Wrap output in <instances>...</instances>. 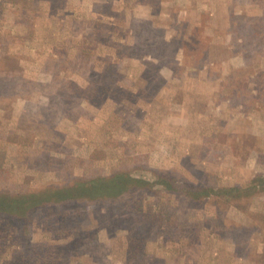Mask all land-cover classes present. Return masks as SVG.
<instances>
[{"label":"rangeland","instance_id":"1","mask_svg":"<svg viewBox=\"0 0 264 264\" xmlns=\"http://www.w3.org/2000/svg\"><path fill=\"white\" fill-rule=\"evenodd\" d=\"M0 201V264H264V0H0Z\"/></svg>","mask_w":264,"mask_h":264},{"label":"trees","instance_id":"2","mask_svg":"<svg viewBox=\"0 0 264 264\" xmlns=\"http://www.w3.org/2000/svg\"><path fill=\"white\" fill-rule=\"evenodd\" d=\"M105 187L102 186V184L100 183V180L98 181H92L91 183H87V184H82L76 187V189L73 192H69V191H64L61 193H58L59 197H77V198H91V199H98V196L103 194V193H99L102 189H104ZM56 190V189H55ZM57 191V190H56ZM62 195V196H61ZM52 196V194H48L45 199H50ZM26 199V197H23L21 200H19V198L16 201L22 202ZM11 203L8 204V202H3L0 201V209L2 211H4L3 208L1 207H5V206H15V202L10 201ZM15 211L20 212L22 211L21 208L16 207L14 208ZM19 209V210H17ZM11 211V207L10 209H8ZM24 213V212H23Z\"/></svg>","mask_w":264,"mask_h":264}]
</instances>
